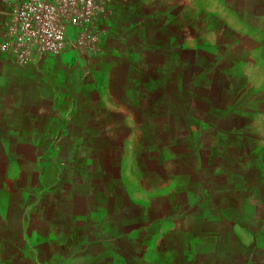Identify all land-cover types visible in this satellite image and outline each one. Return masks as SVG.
<instances>
[{
	"label": "rangeland",
	"instance_id": "374dc122",
	"mask_svg": "<svg viewBox=\"0 0 264 264\" xmlns=\"http://www.w3.org/2000/svg\"><path fill=\"white\" fill-rule=\"evenodd\" d=\"M217 2L208 0L214 12ZM151 32L135 67L87 65L102 49L61 54L86 81L91 74L105 106L80 87L70 137L50 120L53 132L13 148L8 172L21 180L0 186V264H264V49L155 51L167 44ZM68 77L58 82L69 95ZM247 180L261 182L260 195ZM241 181L245 202L228 210L227 186ZM20 248L37 258L21 259Z\"/></svg>",
	"mask_w": 264,
	"mask_h": 264
},
{
	"label": "crops",
	"instance_id": "0c3cea01",
	"mask_svg": "<svg viewBox=\"0 0 264 264\" xmlns=\"http://www.w3.org/2000/svg\"><path fill=\"white\" fill-rule=\"evenodd\" d=\"M217 3L218 10L214 12L209 7L208 0H114L106 19L98 25L102 52L95 60L87 62V65H99L98 70L110 72L120 67L122 62L135 67L133 62H136L137 53L142 52L143 61L144 51L148 50L144 48V39L153 34L151 31L167 44L165 48L152 47L151 50L155 51L175 52L185 49L196 54L212 52L221 56L224 53L233 54L239 44L264 49V0H218ZM7 9L5 1L0 0V35ZM154 21L158 22V27L149 30L150 23ZM69 57L70 54L47 57L36 64L19 66L12 57L0 52V132L12 136V141L8 144L0 139V146L3 148L0 154V186L8 190L13 188L11 181L18 183L21 180L12 178L8 172L12 163L18 162L14 160L15 146L33 144L35 133L53 132L46 127L50 120H55L61 126L58 132L62 139L70 137V131L79 125L77 116L80 115L82 103L80 87L95 90L91 91L89 99L93 100L97 95L100 99L99 107L105 106V94L96 83H90L91 74H88L90 79L86 81L85 75H78L81 66L64 65ZM103 61L107 63H102ZM53 67L62 68L56 78H53ZM87 71L89 72V68ZM66 76H69V95L60 86L67 80ZM106 79L109 82L112 77ZM256 92L261 93L260 90ZM106 96L113 100L117 98L110 91L106 92ZM90 100L87 115L89 121L95 111L94 102ZM89 121H80V124L86 125ZM31 162L28 160L27 165ZM226 174L232 176L233 170L230 169ZM242 181L227 186L226 209L234 210L245 202L246 193ZM250 182L247 180V189L252 190L253 195L259 190L260 195L261 182ZM17 187L21 188L19 185ZM5 207H0V212H5ZM7 216L3 217L5 222L8 220ZM225 223L227 227H232L235 222L227 217ZM256 242L257 239L254 238L253 245ZM20 250L21 259L37 258L36 253L32 256L27 255L25 249Z\"/></svg>",
	"mask_w": 264,
	"mask_h": 264
},
{
	"label": "built area",
	"instance_id": "2783aa9c",
	"mask_svg": "<svg viewBox=\"0 0 264 264\" xmlns=\"http://www.w3.org/2000/svg\"><path fill=\"white\" fill-rule=\"evenodd\" d=\"M8 9L0 52L19 66L61 55L70 46L89 54L102 49L98 31L114 0H4Z\"/></svg>",
	"mask_w": 264,
	"mask_h": 264
}]
</instances>
